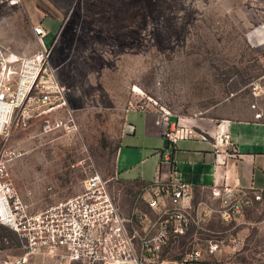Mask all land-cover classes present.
<instances>
[{
  "label": "rangeland",
  "instance_id": "rangeland-1",
  "mask_svg": "<svg viewBox=\"0 0 264 264\" xmlns=\"http://www.w3.org/2000/svg\"><path fill=\"white\" fill-rule=\"evenodd\" d=\"M24 2L0 3V41L18 55L32 54V21L42 24L79 127L66 135L38 123L0 135L30 212L81 193L91 172L112 178L132 110L215 123L264 113V0ZM110 190L127 215L139 209L157 219L146 189L115 179ZM208 204L215 212L193 214L192 227L171 239L161 264H264V195L230 222L217 214V202ZM212 242L219 243L216 252ZM19 254L16 238L0 227V264ZM30 264L56 263L39 255Z\"/></svg>",
  "mask_w": 264,
  "mask_h": 264
},
{
  "label": "built area",
  "instance_id": "built-area-1",
  "mask_svg": "<svg viewBox=\"0 0 264 264\" xmlns=\"http://www.w3.org/2000/svg\"><path fill=\"white\" fill-rule=\"evenodd\" d=\"M0 3L16 7L21 0ZM33 34L38 49L29 55H18L0 41V135L38 123L44 130L74 135L79 128L76 109L60 79L61 66L53 60L52 44L49 48L44 45L48 32L42 25H34ZM162 113L163 120L169 122L171 114ZM196 133L192 127L176 125L165 136L176 145L180 140L194 139ZM11 170V160L2 148L0 224L16 235L21 254L1 264H30L39 255L52 258L56 264H160L171 239L185 235L192 227L193 214L209 216L215 212L210 204L194 207L188 203L192 195L188 184L158 182L148 188L147 201L157 219L153 221L139 209L127 215L110 190L116 178L108 179L97 171L90 173L81 193L30 212L14 185ZM211 195L219 205L217 214L225 222L262 199L261 193L228 186L213 187ZM219 247L212 242L210 252Z\"/></svg>",
  "mask_w": 264,
  "mask_h": 264
},
{
  "label": "crops",
  "instance_id": "crops-1",
  "mask_svg": "<svg viewBox=\"0 0 264 264\" xmlns=\"http://www.w3.org/2000/svg\"><path fill=\"white\" fill-rule=\"evenodd\" d=\"M249 114L247 119L217 123L171 115L170 121L165 122L162 111L132 110L126 116L114 177L146 189V204L150 197L148 188L158 182L188 184L192 188L188 203L194 207L214 202L211 189L215 186L262 195L264 113ZM176 125L194 128L196 137L173 145L165 133Z\"/></svg>",
  "mask_w": 264,
  "mask_h": 264
},
{
  "label": "trees",
  "instance_id": "trees-1",
  "mask_svg": "<svg viewBox=\"0 0 264 264\" xmlns=\"http://www.w3.org/2000/svg\"><path fill=\"white\" fill-rule=\"evenodd\" d=\"M262 194L264 195V192H262ZM0 227L1 228H3L4 227V229H8L7 227H5V226H3V225H1L0 224ZM10 230V229H9ZM10 232L13 234V236L16 238V240H17V237H16V235L10 230Z\"/></svg>",
  "mask_w": 264,
  "mask_h": 264
}]
</instances>
